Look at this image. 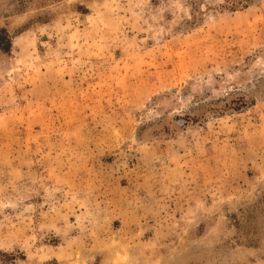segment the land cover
<instances>
[{
    "label": "rangeland",
    "instance_id": "obj_1",
    "mask_svg": "<svg viewBox=\"0 0 264 264\" xmlns=\"http://www.w3.org/2000/svg\"><path fill=\"white\" fill-rule=\"evenodd\" d=\"M0 264H264V0H0Z\"/></svg>",
    "mask_w": 264,
    "mask_h": 264
},
{
    "label": "trees",
    "instance_id": "obj_2",
    "mask_svg": "<svg viewBox=\"0 0 264 264\" xmlns=\"http://www.w3.org/2000/svg\"><path fill=\"white\" fill-rule=\"evenodd\" d=\"M13 46V40L9 32L0 27V52L2 53H10Z\"/></svg>",
    "mask_w": 264,
    "mask_h": 264
}]
</instances>
